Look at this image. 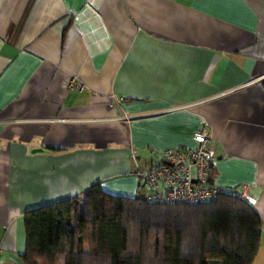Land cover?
<instances>
[{"label": "crops", "instance_id": "obj_1", "mask_svg": "<svg viewBox=\"0 0 264 264\" xmlns=\"http://www.w3.org/2000/svg\"><path fill=\"white\" fill-rule=\"evenodd\" d=\"M203 124L264 264V0H0V264H26V211L146 197L139 171Z\"/></svg>", "mask_w": 264, "mask_h": 264}, {"label": "trees", "instance_id": "obj_2", "mask_svg": "<svg viewBox=\"0 0 264 264\" xmlns=\"http://www.w3.org/2000/svg\"><path fill=\"white\" fill-rule=\"evenodd\" d=\"M210 168L209 183H215ZM262 219L240 196L199 203L82 195L25 212L26 264H253Z\"/></svg>", "mask_w": 264, "mask_h": 264}, {"label": "built area", "instance_id": "obj_3", "mask_svg": "<svg viewBox=\"0 0 264 264\" xmlns=\"http://www.w3.org/2000/svg\"><path fill=\"white\" fill-rule=\"evenodd\" d=\"M77 87L83 89L85 85L77 83ZM195 141L196 144L190 147L166 150L162 159L152 168L139 171L140 182L149 191L146 199L162 203H199L215 200L221 194H229L248 199L251 203L255 201L250 197L247 185L240 189H226L209 183V171L215 160V152L210 145L208 124H203L196 132Z\"/></svg>", "mask_w": 264, "mask_h": 264}, {"label": "rangeland", "instance_id": "obj_4", "mask_svg": "<svg viewBox=\"0 0 264 264\" xmlns=\"http://www.w3.org/2000/svg\"><path fill=\"white\" fill-rule=\"evenodd\" d=\"M162 156V155H161ZM161 156H156V158H154V162L156 163V162H158L159 160H161L162 159V157ZM150 167V166H149ZM149 167H146V168H149Z\"/></svg>", "mask_w": 264, "mask_h": 264}, {"label": "water", "instance_id": "obj_5", "mask_svg": "<svg viewBox=\"0 0 264 264\" xmlns=\"http://www.w3.org/2000/svg\"><path fill=\"white\" fill-rule=\"evenodd\" d=\"M44 150V148H36V149H34L33 151H36V152H40V151H43Z\"/></svg>", "mask_w": 264, "mask_h": 264}]
</instances>
